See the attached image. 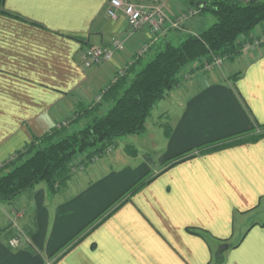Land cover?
I'll return each mask as SVG.
<instances>
[{
    "label": "crops",
    "instance_id": "obj_1",
    "mask_svg": "<svg viewBox=\"0 0 264 264\" xmlns=\"http://www.w3.org/2000/svg\"><path fill=\"white\" fill-rule=\"evenodd\" d=\"M188 1L170 0L168 9L177 13ZM108 3L0 0V165L95 101L137 59L139 45L155 40L148 30L130 33L123 15L112 19ZM200 25L196 17L186 28ZM124 36L112 61L85 67L87 47ZM259 129L264 46L246 63L193 72L154 107L143 133L86 160L56 192L41 182L0 201V264H47L55 256L50 264H214L221 251L224 264H264V136L220 148ZM141 136L160 168L140 158ZM205 145L209 151L199 152ZM181 154L186 159L169 166ZM150 173L154 179L129 196ZM21 231L26 239L12 247Z\"/></svg>",
    "mask_w": 264,
    "mask_h": 264
},
{
    "label": "trees",
    "instance_id": "obj_2",
    "mask_svg": "<svg viewBox=\"0 0 264 264\" xmlns=\"http://www.w3.org/2000/svg\"><path fill=\"white\" fill-rule=\"evenodd\" d=\"M196 1L189 4L198 6L201 12L211 13L216 22L198 35L187 34L178 42L165 39L164 44H156L158 39H155L152 59L143 64L145 59L142 61L143 58L137 56L136 60L131 61L126 70L119 72L114 81L100 91L101 103L95 100L87 105L80 104L75 117L59 123L42 136H36L30 144L18 151L17 155H26L16 162L8 165L5 163V167L0 169L1 202H11L41 182H45L51 192H56L71 178L78 155L84 154L85 160H91L122 136L143 133L154 107L178 85L186 66L211 54L223 55L237 51L239 38L249 35L264 22V0ZM198 3L203 5L200 7ZM104 103H108L110 108L100 112ZM84 119L88 120L80 129L68 131L70 122ZM261 136H264V132L230 141L220 148L257 140ZM198 150L209 151L206 145ZM174 159L176 161L169 166L185 160L186 156L181 154ZM9 166L11 168L3 172ZM153 179L150 176L140 179L127 194L132 196ZM224 262L225 253L221 251L215 255L214 264Z\"/></svg>",
    "mask_w": 264,
    "mask_h": 264
},
{
    "label": "rangeland",
    "instance_id": "obj_3",
    "mask_svg": "<svg viewBox=\"0 0 264 264\" xmlns=\"http://www.w3.org/2000/svg\"><path fill=\"white\" fill-rule=\"evenodd\" d=\"M185 1H188V0H185ZM194 1L197 3L196 0H194ZM194 1L193 0H189L188 3H194ZM189 5H190L189 7H197V8H199L198 6H192L191 4H189ZM199 5L201 7L203 4H199ZM197 17L201 21L200 27H197L196 26L195 28H192V26H191V27L186 28L187 24H189L191 21H193L194 19H196V17H194L187 24H185L184 26H182V27H180L178 29L172 27V28H170L168 30L161 31V34L159 35V37H163L167 31H170L171 32L170 35H173L174 36V39L171 38L173 36H171L168 39L173 40V42H178L180 40V38L185 37L187 34L198 35L200 32H202L203 30H206L214 22H216V18L211 13H209V12H201L200 11V8H199V13H198ZM151 34H152V38L156 37L155 33H153L152 31H151ZM157 39H159V38L157 37ZM154 41H149L148 42L150 44V46H149L150 49L149 50H151L153 48ZM238 42H239L240 45H239L237 51H234L233 53L223 54V55L211 54L210 56L204 57L199 62H196V63H193L192 65L186 66V68H184L183 71L186 70V69H188L189 67H191L190 68V71L182 73V75L180 77V82L178 83V85L183 80H185L186 78L188 79V77H190V75L193 72H198V71L199 72H202V71H204V72H213V71H217V70H220L221 71L225 67H227V65H230L231 63L236 62L238 60L239 61H243V63H246L248 60H250V58H252L255 55V53H257V51H259V49L261 47L264 46V22L261 23V24H259L249 35L241 36L239 38V41ZM163 44H161V45H163ZM153 50H154V48L150 52L147 51L146 53H143V54H140V55H137L136 54V55L139 56L140 58H144V57H147L148 56V60H145L143 62V64H145L146 62H148L149 60L152 59V57L154 55L153 54ZM131 63L132 62H130L129 64H126V67L128 68V66H130ZM110 84H111V82H110ZM100 93L101 92H99L97 94V96ZM97 101H100V103H101L102 102V99L97 100ZM104 106H105V104H102L101 105L100 112H106L110 108L109 106L107 108L104 107ZM87 120L88 119H84V121H80V122H70L68 124L70 126L68 128V131L69 132L72 131L73 128L80 129V127L83 126L85 124V121H87ZM260 131H261V129H259L258 132H256V133H259ZM141 137L144 138V136H141ZM146 140H148V139L147 138L145 139V147H143V148H145L144 151H140V153H139V155L141 156L140 158L142 159L144 157V160H146L147 162H149V165L151 163H153V164H151L153 166V168L155 167V168L158 169L160 167H159V164L156 162L157 161V158H156L155 154L153 153L152 149L150 148L151 146L149 144V141H146ZM117 143H118V145H117ZM122 143H123V141H120V138H119L116 141L115 144L108 146L101 155L93 156L91 160H87V161H89V162L98 161V160H100V158L112 154L114 152V150H115L116 147H117L116 150L117 151H120L121 150V147H122ZM137 147L140 148L141 146L140 145L139 146L137 145ZM109 148H112V151L111 152H108V149ZM141 149H142V147H141ZM117 151H115V153ZM20 154L21 155H17L16 154L13 157L9 158L6 162H4L3 164L0 165V169H3L5 167V165H6L5 163H7V165H8V164H10L12 162H16V161H18V159L20 157H24V155H26V153L25 154L20 153ZM85 161L86 160H85V155L84 154L83 155H78V157L74 161V164H73V167H72V175L71 176H74L78 171H80V170H82L84 168V164L83 163ZM10 168H11V166H9L7 169H4L3 172H6V170H8ZM146 176H152V174L150 173V175H146ZM16 211H18V210L16 209ZM12 219H14L16 222L18 220V216H16L15 212H14V216H13ZM23 234H25V233H23ZM23 238H24L23 239V241H24L26 238H25V236ZM56 257L57 256H55V258ZM55 258H53L50 261H47V264H50Z\"/></svg>",
    "mask_w": 264,
    "mask_h": 264
},
{
    "label": "built area",
    "instance_id": "obj_4",
    "mask_svg": "<svg viewBox=\"0 0 264 264\" xmlns=\"http://www.w3.org/2000/svg\"><path fill=\"white\" fill-rule=\"evenodd\" d=\"M169 1L170 0H146L144 2H138L135 0H109L107 13L114 20L123 15L126 18L130 33L148 30L149 32L152 31L155 33L156 37H154V39H157V37L160 38L159 35L161 31L168 30L172 27L178 29L187 24L194 17H197L199 13V8L197 7H187L178 13H172L168 9ZM126 40V36H124L112 40L108 45L87 47L83 53L85 67L90 68L112 61L116 53L125 48ZM149 46L150 44L148 42L139 45L136 54L140 55L146 53L150 49ZM126 68L125 65L120 72H123ZM101 98L102 93L96 97L97 100ZM111 151L112 148H109L108 152ZM14 212L16 216L22 214L20 211ZM11 221L17 225L14 219ZM24 236L22 231L14 236L10 240L11 246L15 248L19 247L23 242Z\"/></svg>",
    "mask_w": 264,
    "mask_h": 264
}]
</instances>
